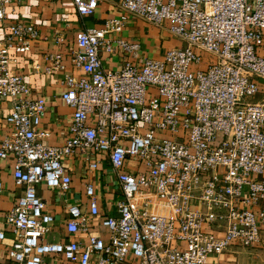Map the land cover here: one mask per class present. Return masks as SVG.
<instances>
[{
	"label": "built area",
	"instance_id": "obj_1",
	"mask_svg": "<svg viewBox=\"0 0 264 264\" xmlns=\"http://www.w3.org/2000/svg\"><path fill=\"white\" fill-rule=\"evenodd\" d=\"M70 1L85 17L99 0ZM13 2L0 0V103L8 104L10 126L0 138V168L11 162L23 193L9 209L0 206V241L12 234L1 264H52L47 255L68 264H204L230 245L261 239L264 98L251 99L264 91V0H117L118 15L75 33L69 63L81 73L61 80V100L73 112L58 145L40 129L45 96L15 71L39 30L5 10ZM128 15L166 22L181 43L160 58L103 67L104 52L118 47L135 58L140 49L121 36ZM61 57L46 53L47 71L64 68ZM74 156L87 172V211L68 203L64 227L83 237L48 240L55 215L40 189L70 192L64 160ZM127 160L140 169L126 171ZM104 161L121 195L115 214L99 220L107 240L90 231Z\"/></svg>",
	"mask_w": 264,
	"mask_h": 264
},
{
	"label": "crops",
	"instance_id": "obj_2",
	"mask_svg": "<svg viewBox=\"0 0 264 264\" xmlns=\"http://www.w3.org/2000/svg\"><path fill=\"white\" fill-rule=\"evenodd\" d=\"M17 17L23 23H37L39 36L31 41L29 51L24 54L20 62L15 64V71L22 75L32 87V94H42L46 98V109L41 119L40 129L46 133L44 141L51 145H58L67 136V128L72 116L73 108L64 104L61 100L63 86L61 80L64 74L78 75L79 69L71 67L69 58L76 48L75 33L81 29H94L101 27L106 19H110L119 13L117 0H99L97 7L91 16L79 15L70 0H14L12 5L5 9ZM164 22L156 26L143 18L128 15L121 36L137 41L140 49L135 58L126 56L118 47L113 53H102L101 61L105 68L118 69L125 61L140 63L145 58H160L169 47L179 45L178 37L171 34ZM62 37L61 42H56V37ZM61 53L62 69H52L51 61L45 58L46 53ZM8 112V104L0 103V138L10 129L4 115ZM10 161H6L0 168V206L9 209L23 193V189L17 187L10 174ZM64 165L72 177L71 191L65 195H59L52 190L40 189L41 196L45 199L47 208L55 215L52 225L57 239H78L82 234L69 235L65 231L67 218L66 206L70 202L79 203L82 211H87L88 197L84 191L87 172L82 161L69 157L64 160ZM124 169L128 172H137L140 169L138 162L127 160ZM97 179L93 181L98 197L99 213L90 220V231L107 240L109 232L99 225V220L105 215L115 214L116 201L121 195L115 185L114 172L107 161H104L96 173ZM115 195V198H113ZM0 227L6 228L0 224ZM217 234L221 232L217 231ZM50 235V234H49ZM47 239L50 240V236ZM261 239L251 247L237 244L230 245L219 254L207 256L204 264H264V225L260 230ZM12 234L6 231V239L0 241V264L7 259L6 248L10 244ZM181 243H179L180 245ZM52 264H68L60 257L46 256Z\"/></svg>",
	"mask_w": 264,
	"mask_h": 264
},
{
	"label": "rangeland",
	"instance_id": "obj_3",
	"mask_svg": "<svg viewBox=\"0 0 264 264\" xmlns=\"http://www.w3.org/2000/svg\"><path fill=\"white\" fill-rule=\"evenodd\" d=\"M262 98H264V91H261V92H259L255 97H253L251 100H260V99H262ZM113 198H115V195H113ZM50 240H52V236H54V240H56L57 239V236H56V233L55 232H53V233H50Z\"/></svg>",
	"mask_w": 264,
	"mask_h": 264
}]
</instances>
